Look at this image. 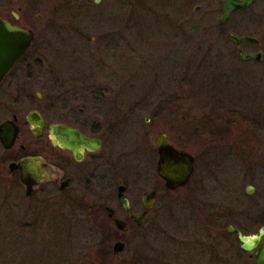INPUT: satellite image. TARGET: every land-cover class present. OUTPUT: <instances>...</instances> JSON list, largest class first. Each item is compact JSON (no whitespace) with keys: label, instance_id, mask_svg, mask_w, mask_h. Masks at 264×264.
I'll use <instances>...</instances> for the list:
<instances>
[{"label":"rangeland","instance_id":"obj_1","mask_svg":"<svg viewBox=\"0 0 264 264\" xmlns=\"http://www.w3.org/2000/svg\"><path fill=\"white\" fill-rule=\"evenodd\" d=\"M221 1L0 0V16L37 35L27 64L34 95H54L56 119L100 106L112 125L108 181L101 169L92 194L76 178L67 191L47 184L28 196L16 175L0 173V254L10 252L0 264H253L227 227L251 235L264 222V55L239 61L226 38L255 37L251 50L264 54V0L220 25ZM192 26L213 34L192 37ZM161 132L196 155L192 181L160 188L142 226L123 234L126 248L103 260L97 245L112 250L119 236L96 198L108 195L127 217L116 188L127 184L132 196L153 188Z\"/></svg>","mask_w":264,"mask_h":264},{"label":"flooded vegetation","instance_id":"obj_2","mask_svg":"<svg viewBox=\"0 0 264 264\" xmlns=\"http://www.w3.org/2000/svg\"><path fill=\"white\" fill-rule=\"evenodd\" d=\"M255 1L256 0H254L251 5H254ZM251 5H248L247 8H249ZM244 8L245 7L239 9H244ZM14 17L15 20L19 19L18 18L19 16L18 17L14 16ZM3 18L6 19L11 25L18 24L15 21H11L8 17L3 16ZM239 37L241 36L239 35ZM35 39L33 42V46L35 43ZM227 40H229L231 45L234 46L232 47L233 48L231 52L232 56L235 57V55H237L239 61L241 60L242 62L247 64L248 63L250 64L251 61L260 63L262 56L264 55L263 51L251 50L252 46L259 45L257 42H251V41L247 42V40H245L244 37H241V41L239 45H236L230 39ZM33 46L28 48L23 58H19L18 60L15 61L13 68H10V70L4 75L3 79L0 78V173L7 174V172L9 171L8 173H11L12 175L16 174L18 177L17 170L12 171L9 169L8 166L10 163L18 162V160H21L22 158L25 157L28 158L29 156L41 158L46 168L44 171L45 179H43L39 185L34 186V190L31 192V194H33L36 191H40V188L44 187L47 184L50 186L52 185L53 187L57 186L59 188V193L67 191L68 189H71V185L74 183L76 178L77 180H79V182L83 183L84 187H86V188L81 187L80 190L84 189L89 191L90 194H92L93 193L92 187H94L92 179L98 177L97 174L100 173L101 169H104L105 175L107 176L106 177L107 181L109 177L108 126L110 127L111 125L108 124L109 113L106 110L103 111V108L100 106H98L97 108L95 107L93 109L94 110L93 113L88 112V114H86L85 108H80L78 112L75 111L72 112V115L75 116L73 120L74 122H70V121L67 122L65 120L59 119L58 116H57L58 118L56 119L54 114L55 111L58 109L57 108L58 101L54 99V95H51L50 92L46 96H43V94H40L37 91L34 95L33 93L34 86H32V83L29 81L30 78L32 77L29 76V73L27 72V67H29L27 64L30 63L28 61L29 60L28 54L30 50L33 48ZM234 48L236 50H234ZM239 48H241L244 51V53H246L247 55L250 53L261 52L262 56H260L259 61L254 57L250 58L249 60L242 59L241 58L242 56L238 53ZM93 102H95L96 104L102 103V105L105 102L107 107L109 104L108 100H106L105 98H99L98 100L94 99ZM146 118H148V123H149L150 117L146 116L145 119ZM52 125L55 126L64 125L66 127H71L72 129L75 130L76 135L67 136L63 132H58V134H56V131L53 129ZM228 132L229 130H227V132L223 131L221 135L222 136L227 135ZM78 135L80 136L78 137ZM161 135L163 136L164 139L170 142L171 146L175 147L179 151L185 150L188 151V153H190V155L195 160L194 162V173H195L196 162H197L196 155L191 154V151L188 149H183V148L181 149L180 147H176L173 143L174 141H172V139L169 137V135L166 132L159 133L155 140L156 143L154 145V150L156 152L155 154L156 173H157V164H158L157 161L159 159V154H160V152H158L159 143L157 141H159V137ZM82 136L86 138L88 141L89 140H94V141H92L90 145H87L82 140L81 138ZM32 137H35L36 140L44 139L42 145L33 146V143L31 141L27 142V140ZM2 138H4L6 141L4 142ZM22 139L25 140L21 142ZM61 141L66 143V145L70 144L74 146L73 148H75V150H72L70 148L68 149L67 147L63 146L61 144ZM104 164H107L108 166L106 168H103ZM194 173L190 177L189 183H191ZM156 175H157V179L155 181L156 184L153 186V188L145 189L141 194L138 195L137 194L133 196L128 195L126 192L128 185L123 183L120 185L118 184V187L124 185L125 187L124 193L127 195L128 204L131 206L129 210H126L123 209L122 206L119 204L118 201L119 195H118V187H117L116 200L123 214L125 213V215H127V217H124V219L121 216H118L116 210L112 206L108 205V197H109L108 195L106 196L98 195L99 198H96L99 201L104 200L103 203H101L103 205L102 206L98 205L97 209L101 210L102 213L103 211L104 212L106 211L112 226L115 217H118L122 219V221H125L126 225L128 226L125 232H122V230H119L116 228V226H113L117 231V235L119 236L114 240V243L116 240H121L123 242L122 240L124 238L123 234L129 231L131 225L134 227L142 226L146 216L149 215L148 214L149 211L151 209L153 210L154 205H156L155 202L158 199V196L160 195L159 193L160 188L166 189L167 191H171L174 193L175 190H178L180 188L183 189L185 186L189 184L187 183L186 185H184V187H178L175 188L174 190H171L165 186L166 182L162 180L161 176H159V173H157ZM88 186H90V188H87ZM108 187L109 185L106 187L107 190ZM74 190L76 192H79V188H74ZM146 191H151L153 193L154 192L156 193V195H154L153 198V203H152L153 206H151L150 208L144 206L145 204L143 203V196H144V192ZM86 197H87L86 199L89 200L90 202L96 200L91 196H86ZM110 209L113 212L112 217L110 216L111 213ZM144 212H146V215L142 219V223L140 225H136L131 217L139 214L143 215ZM263 225L264 222L262 223L261 226ZM236 229L241 230L240 228H236ZM231 233H235V235L237 236V232H231ZM242 233L245 234L244 231ZM210 237L214 238V235H210ZM208 244L213 245V242ZM207 246L205 247L206 250H207ZM199 252L202 253V251Z\"/></svg>","mask_w":264,"mask_h":264},{"label":"water","instance_id":"obj_3","mask_svg":"<svg viewBox=\"0 0 264 264\" xmlns=\"http://www.w3.org/2000/svg\"><path fill=\"white\" fill-rule=\"evenodd\" d=\"M254 0H222L221 1V17L219 18V24H224L228 21L230 14L239 8H247L248 5H251ZM98 2V1H97ZM200 6H197L195 9H199ZM36 33L34 29H30L27 27H22L18 24H10L3 16H0V78H4V75L13 68V65L16 60L19 58H23L25 52L29 47L33 46L34 39L36 37ZM227 39L233 41L236 45H239L241 41V37L237 36L234 33H228ZM247 42H257L255 37L246 36L244 37ZM238 53L242 56V59H250L254 57L258 61L260 60V56H262L261 52L246 54L244 51L239 48ZM148 122V118L145 119ZM53 129L58 132H63L67 136L76 135L75 130L71 127H66L64 125H52ZM80 135H78L79 137ZM82 140L90 145L94 140H87L83 136ZM5 142L6 140L2 138ZM158 152L159 159L157 164V173L161 176L162 180L166 182L165 186L171 190H174L178 187H184L187 183H189L190 177L194 173V158L188 153V151H179L175 147L170 145V142L163 138L161 135L159 137ZM61 144L68 149L75 150L72 145H66V143L61 141ZM9 169L12 171L17 170L18 179H20V183L26 189L25 194L30 195L34 190V186L39 185L40 182L45 179L44 171L45 165L42 162L41 158L36 157H28L22 158L18 160V162H12L9 164ZM124 185L118 187V201L123 209L129 210L131 207L128 204L127 195L124 193ZM248 193H251L253 188H247ZM156 193L151 191L144 192L143 203L144 206L150 208L153 206V198ZM110 216L112 217V210L110 209ZM146 212L144 214L134 215L132 216V220L136 225H140L142 223V219L145 217ZM113 226H116L117 229L125 232L127 230V225L125 221L122 219L115 217L113 220ZM259 232L256 234L248 235L243 234L241 230H237L233 225H228L227 231L237 232V237L241 241L240 247L244 251H253L252 252V260L253 264H264V225L259 228ZM113 253L122 252L126 246L121 240H116L112 245Z\"/></svg>","mask_w":264,"mask_h":264},{"label":"trees","instance_id":"obj_4","mask_svg":"<svg viewBox=\"0 0 264 264\" xmlns=\"http://www.w3.org/2000/svg\"><path fill=\"white\" fill-rule=\"evenodd\" d=\"M192 27H194V26H192ZM192 31H194V34H193L192 37L198 36V37H206V38H208V37H211L210 33L213 34V32L209 31V29H205L204 27H200V26L194 27ZM120 35L121 34H117V36H115V37H120ZM108 37H110V34L108 35ZM13 175L15 176L16 174H13ZM18 180H20V179H18ZM78 205H80L79 207H82V206H84V203L80 202ZM2 212H4V211L0 209V218H1ZM96 217H98V216H96ZM102 227H104V226H102ZM3 234H7V233H3ZM8 236H9V234H8ZM97 247H99V248L96 250L95 253H96V255H100L103 258V260H105L107 258V256L110 255V253H112L113 256L115 255L112 250L108 249L109 247H108V245H106V242L99 243L97 245ZM9 253H10L9 249L5 250V251H2V254H0L2 256V258H3L2 261L3 260H4V262L7 261V258H8L7 254H9Z\"/></svg>","mask_w":264,"mask_h":264}]
</instances>
